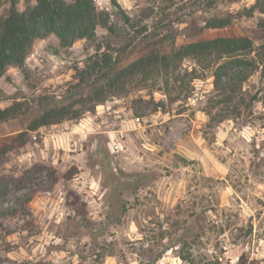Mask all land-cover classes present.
<instances>
[{
    "label": "rangeland",
    "instance_id": "1",
    "mask_svg": "<svg viewBox=\"0 0 264 264\" xmlns=\"http://www.w3.org/2000/svg\"><path fill=\"white\" fill-rule=\"evenodd\" d=\"M94 4L107 22L94 40L35 39L24 69L0 79V107L21 102L0 122V146L50 102L81 109L0 154V264H264V0ZM8 6L0 0V14ZM212 16L231 20L206 27ZM217 36L253 43L225 91L213 65L192 77L190 57L100 101L78 77L103 54L119 68Z\"/></svg>",
    "mask_w": 264,
    "mask_h": 264
},
{
    "label": "trees",
    "instance_id": "2",
    "mask_svg": "<svg viewBox=\"0 0 264 264\" xmlns=\"http://www.w3.org/2000/svg\"><path fill=\"white\" fill-rule=\"evenodd\" d=\"M18 2L19 0H8V9L0 14V76L9 66L24 69L25 60L35 39L54 35L60 47H69L79 39L94 40L97 26L107 27L106 18L103 17V12L95 7L94 0H33V3L23 0L24 5L21 8L18 7ZM254 7L256 4L252 6ZM259 11L264 13V7L259 8ZM230 20L229 16H212L206 19L205 25L211 28L223 27ZM252 45L251 39L246 36H217L189 42L173 49L171 53L147 52L119 68L110 65V60L103 54L100 58L92 59L90 65L87 64L85 69L77 73L79 79L87 80L88 100L100 101L112 94L114 89H118L120 84L123 89L128 78L144 73L150 68L167 66L171 61L190 57L195 63L192 68V73L195 74L192 77L202 76L204 69L213 65L214 88L225 91L229 84L235 81L233 68H241L248 63L240 55L251 51ZM261 51L260 76L263 78L264 51ZM96 68L100 72L99 78L92 77ZM259 100L261 98L257 92L249 96L247 113H250V107ZM74 103L76 102L55 101L44 106L24 130L11 136L9 143L0 146V154L24 143L28 131L79 115L81 109L73 110ZM20 107L21 102L17 100L6 107H0V122L14 117Z\"/></svg>",
    "mask_w": 264,
    "mask_h": 264
},
{
    "label": "crops",
    "instance_id": "3",
    "mask_svg": "<svg viewBox=\"0 0 264 264\" xmlns=\"http://www.w3.org/2000/svg\"><path fill=\"white\" fill-rule=\"evenodd\" d=\"M14 72V71H18V68L17 67H14V66H9L8 68H7V70L5 71V73L2 75V76H0V79L1 78H4L5 76L4 75H8V73L9 72Z\"/></svg>",
    "mask_w": 264,
    "mask_h": 264
},
{
    "label": "built area",
    "instance_id": "4",
    "mask_svg": "<svg viewBox=\"0 0 264 264\" xmlns=\"http://www.w3.org/2000/svg\"><path fill=\"white\" fill-rule=\"evenodd\" d=\"M183 36H184V35H183ZM183 36H182V37H183Z\"/></svg>",
    "mask_w": 264,
    "mask_h": 264
}]
</instances>
